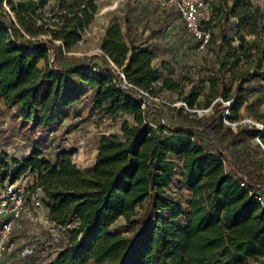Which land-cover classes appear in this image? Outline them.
I'll return each instance as SVG.
<instances>
[{
	"label": "trees",
	"instance_id": "trees-1",
	"mask_svg": "<svg viewBox=\"0 0 264 264\" xmlns=\"http://www.w3.org/2000/svg\"><path fill=\"white\" fill-rule=\"evenodd\" d=\"M210 6L204 23L210 43L219 38L218 71L223 76L233 71L235 82L232 89L223 79L212 82L216 90L210 97L232 101L226 118L234 122L252 92L264 99V10L251 0H212ZM97 13L95 0H56L52 7L49 0H0V96L42 135L28 158L13 160L19 168L10 180L37 173L33 189L42 188L48 220L62 231L64 244L46 264L264 259V205L254 197L264 195V151L255 142L259 138L264 145V129L255 123H239L235 130L225 126L226 106L213 99L205 103L211 113L203 118L183 107L170 108L188 126L155 127L142 109V95L122 89L126 85L118 70L150 95L156 83L159 91H177L179 83L161 76L153 65L154 51L140 47L120 22L109 25L101 40V64H57L58 55L81 41ZM249 61L252 69L242 67ZM88 90L95 91V108L113 118L130 113L134 123L123 122L122 136L102 134L96 160L84 170L73 161V149L54 146L48 135ZM198 97L192 91L182 99L194 109ZM254 119L264 127V110ZM202 134L215 142V152L201 141ZM239 146L244 156L231 151ZM174 157L183 158L180 186L190 192L187 207L167 193L174 182ZM120 217L133 231L128 239L110 231ZM24 259L8 264H24Z\"/></svg>",
	"mask_w": 264,
	"mask_h": 264
},
{
	"label": "rangeland",
	"instance_id": "rangeland-1",
	"mask_svg": "<svg viewBox=\"0 0 264 264\" xmlns=\"http://www.w3.org/2000/svg\"><path fill=\"white\" fill-rule=\"evenodd\" d=\"M251 1L264 10V0ZM55 3L56 0H49L51 7ZM95 3L98 6V13L92 24L83 33L81 41L76 46L70 51H64L58 55L57 64L70 66L90 61L101 64L98 58L103 54L100 51L101 40L109 25L120 22L123 27L128 25L140 47H148L154 51L153 65L159 68L161 76H169L179 83L177 91H159V83H156V93L151 95L152 98L146 96L145 102L142 101V109L146 111L148 120L155 127L163 125L175 128L188 126L187 123L183 124L170 108L183 107L184 111H196L197 118H203L211 113V107H205V103L210 99H213L214 102L219 100L226 106L223 109V123L232 130H235L239 123L261 124L254 119V116L255 113L264 110V99L261 98L263 93L252 92L239 111V119L234 122L226 118L229 116L231 105L225 104V100L222 102V98L218 94L215 97H210L216 90L212 82L223 79L226 81L227 88L235 87L231 76L233 71L224 72V76L223 72L218 71V37L205 50H198L196 41L187 31L184 20L180 18L176 10L174 8L162 10L155 0L145 2L139 0H95ZM4 7L7 10L5 4ZM48 10L50 11L49 8ZM214 32L218 35L219 28H216ZM46 37L42 36L41 38ZM249 41L252 43L253 38H249ZM51 60L52 57L49 55V61ZM39 66L44 68V61H41ZM242 67L252 69L253 65L249 61ZM216 84L219 86V83ZM192 91L199 92L197 106L194 109L185 108L181 103L183 102L182 97L189 95ZM94 94V90H88L81 99L82 102L75 105L70 116L60 126H57L53 133L48 135L54 146L73 149V161L84 170L94 164L102 134L122 136L123 122L134 123L133 115L130 113H119L113 118L95 108ZM41 136L40 131L32 123L24 122L16 109L7 107L0 96V180L6 182L11 179L10 177L19 168V165L15 164L13 160L22 161L28 158L40 143ZM200 137L210 151H216L214 141L204 134ZM255 142L258 143L257 139ZM260 147L264 151L261 145ZM231 151L237 156L243 154L241 146L231 148ZM174 160L176 163L174 182L167 189V193L182 206L187 207L191 195L180 186L183 158L174 157ZM19 179L29 183L28 186L31 187L37 182V173L26 171L20 174ZM0 186H2L1 183ZM110 231L127 239L133 235V231L130 230L124 217H120L112 224ZM61 232L60 228L48 220L47 207L43 203L37 210L26 213L15 224L12 237L16 242L17 249L10 259H21L18 251L25 246H34V254L26 257L23 263L46 264L64 244ZM88 264L95 263L89 262ZM247 264H264V259H249Z\"/></svg>",
	"mask_w": 264,
	"mask_h": 264
},
{
	"label": "built area",
	"instance_id": "built-area-1",
	"mask_svg": "<svg viewBox=\"0 0 264 264\" xmlns=\"http://www.w3.org/2000/svg\"><path fill=\"white\" fill-rule=\"evenodd\" d=\"M142 2L148 0H139ZM162 10L174 8L181 18L184 20L185 27L192 38L196 41L198 50H205L211 41V32L206 28L205 21L209 19L211 0H155ZM102 53L103 51L100 50ZM119 75L124 80L126 86L123 89L132 88L134 91L145 97L150 98L148 92L129 84L124 74L118 70ZM223 102L224 100L221 99ZM145 102V101H144ZM182 106L187 108L185 102H181ZM232 104V101H226L225 104ZM144 106V105H143ZM228 115V114H226ZM262 131L263 125L256 124ZM258 143L264 148L263 143L257 138ZM29 183L23 182L21 179L15 181L8 180L0 186V264H8L10 256L16 252V242L12 237L15 224L23 218V216L33 210H37L43 204L42 188L33 186L29 187ZM244 185V183H242ZM254 197L264 205V195L256 194ZM68 228L71 226L68 225ZM34 254V246H25L18 251L19 258H26Z\"/></svg>",
	"mask_w": 264,
	"mask_h": 264
},
{
	"label": "crops",
	"instance_id": "crops-1",
	"mask_svg": "<svg viewBox=\"0 0 264 264\" xmlns=\"http://www.w3.org/2000/svg\"><path fill=\"white\" fill-rule=\"evenodd\" d=\"M82 102V100L81 101H79L78 103H81ZM78 103L76 104V105H78ZM47 212H48V208H47Z\"/></svg>",
	"mask_w": 264,
	"mask_h": 264
},
{
	"label": "water",
	"instance_id": "water-1",
	"mask_svg": "<svg viewBox=\"0 0 264 264\" xmlns=\"http://www.w3.org/2000/svg\"><path fill=\"white\" fill-rule=\"evenodd\" d=\"M192 112H196V111H192Z\"/></svg>",
	"mask_w": 264,
	"mask_h": 264
}]
</instances>
